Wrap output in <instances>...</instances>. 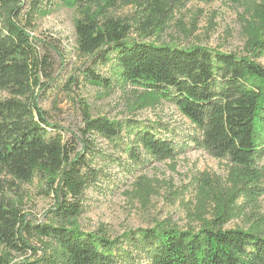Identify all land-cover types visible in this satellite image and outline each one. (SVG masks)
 <instances>
[{
	"label": "trees",
	"instance_id": "obj_1",
	"mask_svg": "<svg viewBox=\"0 0 264 264\" xmlns=\"http://www.w3.org/2000/svg\"><path fill=\"white\" fill-rule=\"evenodd\" d=\"M57 1L79 6L78 52L111 62L122 83L140 89L134 91L138 109L172 102L196 130L191 141L226 161V177L203 171L194 181L189 216L196 228L156 225L112 240L65 224L29 225L17 206L0 200V264H264V215L253 212L247 228L226 227L247 216L246 209L258 208L264 194V66L258 61L264 56V0H227L243 8L244 55L129 41L127 26L107 17V8L98 2V10H91L96 0ZM154 1L164 5L167 0ZM31 3V12L46 13L40 0ZM19 13L17 0H0V94H6L0 98V175L19 183L44 179L55 198L54 217L71 226L83 211L84 189L98 177L86 156L93 154V134L113 141L125 131L128 172L150 160H174L178 150L152 128L92 118L84 105L82 150L76 152L38 105L35 88L48 61L38 58L32 37L16 21ZM83 76L104 89L112 87V79L93 68ZM153 187L151 179L137 176L130 196L147 204ZM23 231L38 237L43 248L31 261H14L11 251L30 248Z\"/></svg>",
	"mask_w": 264,
	"mask_h": 264
},
{
	"label": "rangeland",
	"instance_id": "obj_2",
	"mask_svg": "<svg viewBox=\"0 0 264 264\" xmlns=\"http://www.w3.org/2000/svg\"><path fill=\"white\" fill-rule=\"evenodd\" d=\"M31 1L17 0L20 13L16 21L32 37L38 58L48 61V67L39 74L41 85L35 88L38 105L48 122L60 127L61 134L75 151L82 150L80 129L84 125L86 105L92 118L104 117L152 128L158 137L173 140L178 156L174 160H150L128 172L129 161L122 151L128 144L125 131L113 141L93 134L89 150L93 154L88 152L86 156H91L90 167L98 172V177L84 189L83 211L72 220L71 226L54 217L51 211L54 195L39 176L30 183H19L0 175V200L17 206L29 225L65 224L84 234H103L111 240L129 230L156 225L181 230L196 228L197 224L189 216L195 200L194 181L203 171L224 179L226 161L217 160L191 141L196 130L172 102L162 100L155 107L138 109L134 91L140 92V89L122 83L111 62L103 64L95 55L83 56L78 52L74 23L79 17V6H65L57 0L46 5V0H40V7L47 8L41 14L30 11ZM98 2L107 8L104 13L107 17L127 26L129 41L178 48L202 46L236 55L245 53L243 8L227 0H167L164 5L154 0H96L91 5L92 11L98 10ZM112 2L113 6H106ZM258 61L264 66V56ZM86 68L111 78V89L89 83L83 76ZM3 97L6 94L1 93L0 98ZM140 175L154 184V193L147 204L130 196L132 183ZM253 212L264 215V194L258 200V208L246 209L247 216L230 221L226 227L247 228ZM22 236L30 248L11 251L14 261H31L40 256L43 248L40 239L26 231Z\"/></svg>",
	"mask_w": 264,
	"mask_h": 264
}]
</instances>
